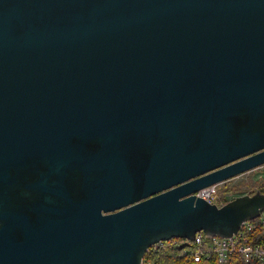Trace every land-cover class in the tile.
Listing matches in <instances>:
<instances>
[{
	"label": "water",
	"instance_id": "1",
	"mask_svg": "<svg viewBox=\"0 0 264 264\" xmlns=\"http://www.w3.org/2000/svg\"><path fill=\"white\" fill-rule=\"evenodd\" d=\"M264 165V0H0V264H142L231 237Z\"/></svg>",
	"mask_w": 264,
	"mask_h": 264
},
{
	"label": "built area",
	"instance_id": "2",
	"mask_svg": "<svg viewBox=\"0 0 264 264\" xmlns=\"http://www.w3.org/2000/svg\"><path fill=\"white\" fill-rule=\"evenodd\" d=\"M219 185L220 183L204 187L195 194L210 203L224 204L219 198ZM185 241L188 242L181 238L161 241L152 245L146 254H152L166 244L179 246ZM182 249L194 262L216 259L219 264H228L231 257L238 256L245 264H264V213L245 222L243 228L231 237H207L204 232H198L194 240ZM142 264L155 262L144 257Z\"/></svg>",
	"mask_w": 264,
	"mask_h": 264
},
{
	"label": "rangeland",
	"instance_id": "3",
	"mask_svg": "<svg viewBox=\"0 0 264 264\" xmlns=\"http://www.w3.org/2000/svg\"><path fill=\"white\" fill-rule=\"evenodd\" d=\"M264 186V165L220 183L218 186L221 201L233 196L252 193Z\"/></svg>",
	"mask_w": 264,
	"mask_h": 264
},
{
	"label": "trees",
	"instance_id": "4",
	"mask_svg": "<svg viewBox=\"0 0 264 264\" xmlns=\"http://www.w3.org/2000/svg\"><path fill=\"white\" fill-rule=\"evenodd\" d=\"M264 193V186L258 188ZM235 196L225 199L223 202L232 200ZM186 242V241H185ZM184 242V243H185ZM146 259L153 260L155 264H219L216 259L203 260L201 262H194L187 254L184 253V249L179 246L164 245L155 252L147 253ZM229 264H245L238 256H233L230 259Z\"/></svg>",
	"mask_w": 264,
	"mask_h": 264
},
{
	"label": "bare ground",
	"instance_id": "5",
	"mask_svg": "<svg viewBox=\"0 0 264 264\" xmlns=\"http://www.w3.org/2000/svg\"><path fill=\"white\" fill-rule=\"evenodd\" d=\"M261 191V190H260ZM230 262V261H229ZM229 264V263H228Z\"/></svg>",
	"mask_w": 264,
	"mask_h": 264
}]
</instances>
